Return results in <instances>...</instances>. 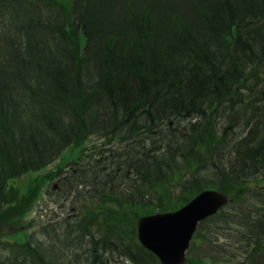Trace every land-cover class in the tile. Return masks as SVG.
<instances>
[{"label":"trees","instance_id":"trees-1","mask_svg":"<svg viewBox=\"0 0 264 264\" xmlns=\"http://www.w3.org/2000/svg\"><path fill=\"white\" fill-rule=\"evenodd\" d=\"M263 90L264 0H0V264H160L139 217L206 188L236 201L199 227L241 258L186 264H264ZM54 178L77 213L30 231Z\"/></svg>","mask_w":264,"mask_h":264},{"label":"water","instance_id":"water-1","mask_svg":"<svg viewBox=\"0 0 264 264\" xmlns=\"http://www.w3.org/2000/svg\"><path fill=\"white\" fill-rule=\"evenodd\" d=\"M230 201L224 191L206 188L179 209L139 217L138 239L160 264H186L200 222L216 215Z\"/></svg>","mask_w":264,"mask_h":264},{"label":"rangeland","instance_id":"rangeland-1","mask_svg":"<svg viewBox=\"0 0 264 264\" xmlns=\"http://www.w3.org/2000/svg\"><path fill=\"white\" fill-rule=\"evenodd\" d=\"M103 143V139L98 136H91L85 142L83 146H78L73 149H67L63 152L61 157L57 159L55 162L48 165L45 169L36 173V175L45 176L49 171L58 170V165L62 162L68 163L70 161H80L83 155H86L92 152L93 146L101 147L100 145ZM97 157H99V153H95ZM89 159V158H88ZM87 158H83L84 161L88 160ZM78 164L74 163L73 167H77ZM74 169V168H73ZM32 177H28L24 175L21 177L17 183L22 184V188L26 190L29 187L30 181ZM58 178H54L52 180H47L43 184L42 187V195L35 202L32 211L26 217V223H29V230H38L41 225L48 223L50 220H56L61 217L71 216L75 217V213H77L74 194H69L65 187H60L58 184ZM55 185V187H54ZM264 186V185H263ZM236 199L232 198V202H235ZM230 210L229 206H225L221 211L227 212ZM214 224L213 222H209V224H205L198 228L195 236H201V239L197 240L196 245H192L190 247V251L188 252V257L190 255L204 254L207 251H203V248L207 246L206 240L208 238H213L210 230V225ZM223 229H220L219 232L214 234V245L215 249L220 251V253H233L234 261L238 262L241 258L242 250L239 247L241 243H238L236 240H229L228 234H225ZM138 236V235H137ZM203 241V242H202Z\"/></svg>","mask_w":264,"mask_h":264}]
</instances>
